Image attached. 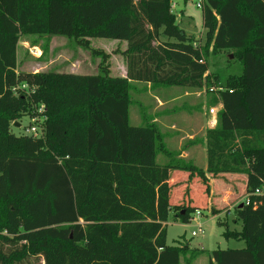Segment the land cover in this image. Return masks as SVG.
<instances>
[{
	"label": "trees",
	"instance_id": "1",
	"mask_svg": "<svg viewBox=\"0 0 264 264\" xmlns=\"http://www.w3.org/2000/svg\"><path fill=\"white\" fill-rule=\"evenodd\" d=\"M172 5L0 0V264L27 256L43 264H180L183 250L167 245L164 224L172 209L182 223L193 219L201 208L194 187L207 207L206 173L244 175L249 200L234 208L240 231L222 233L245 247L214 250L208 264H264V197L254 194L264 185V0H205L203 47L178 26ZM22 36L72 40L101 58L98 73L17 72ZM96 38L127 43L125 78L110 76L109 55L90 47ZM209 48L230 52L242 72L219 90L203 171L172 159L156 124L130 125L129 92L132 82L200 90ZM26 113L45 118L41 137L11 132ZM158 154L171 160L160 165ZM173 172L188 174L176 204Z\"/></svg>",
	"mask_w": 264,
	"mask_h": 264
},
{
	"label": "rangeland",
	"instance_id": "2",
	"mask_svg": "<svg viewBox=\"0 0 264 264\" xmlns=\"http://www.w3.org/2000/svg\"><path fill=\"white\" fill-rule=\"evenodd\" d=\"M199 1H202L203 7L205 0H188L186 3L183 0H172V11L176 15L178 26L191 37L193 43L203 47L206 44V30L203 28L202 23V7L198 8L196 6ZM159 40L168 41L164 36H161ZM118 42L121 41L102 38L90 40L91 49H100L109 55V71L110 73L112 72L110 74L112 77L122 76L119 66L125 64L126 61L121 55L123 47ZM44 46L46 47L45 53L43 51ZM17 61V72H56L66 74L75 71L80 75H95L98 73V65L101 58L94 57L90 49H82L74 41L65 37L22 36L18 43ZM205 62L207 63L208 71L204 75L205 81L200 90L173 86V90L165 89L158 92V89H149L144 82L132 83L129 92L131 99L129 107L130 125H144L140 115L152 113L155 102L153 96L155 95L158 97L162 96L161 100L170 101L165 107L158 109V113L163 111H165L164 114L195 112L196 115L198 114V116L202 117V120H204V117H210L209 109L216 107L219 103V90L224 87L228 78L237 77L241 74L242 65L230 52L212 53L211 48L208 50ZM184 91L189 92L190 95L184 96ZM198 92H202V94L200 96L191 94ZM40 111L42 110L39 107L38 112ZM203 114H205L204 117L202 116ZM15 121L11 126L13 134L16 136H31L30 127L35 126L39 130L38 133L41 132L40 128L43 129L45 118H32L26 113ZM17 124L18 126H16ZM162 159H164L162 155H157L156 163L161 164ZM233 187L239 189L241 185L233 184ZM193 191L196 203L201 206L200 215L192 213L191 217L193 219L189 223H182L174 219L173 212H170L168 220L164 224L167 233V245L183 250L180 256V264H208L209 254L214 250L243 247V242L225 239L222 236L226 228L230 231L240 230L239 223L236 225V222L233 221L235 218V206L230 208L227 213L225 212L215 217L211 214L208 206L202 207L204 206V200L201 198L198 188L194 187ZM192 232H195L196 235L192 236ZM6 247H3L4 251H6ZM15 264H43V260L39 256H27Z\"/></svg>",
	"mask_w": 264,
	"mask_h": 264
},
{
	"label": "crops",
	"instance_id": "3",
	"mask_svg": "<svg viewBox=\"0 0 264 264\" xmlns=\"http://www.w3.org/2000/svg\"><path fill=\"white\" fill-rule=\"evenodd\" d=\"M118 44H121L123 47L121 53L127 49V43L125 41L118 42ZM194 45L198 46L197 43H194ZM119 68L122 75L121 78H125L127 75L126 61L125 64H122L121 66H119ZM66 74L80 75L75 71ZM132 83H137V82H132ZM145 85H147L149 89H158L159 90L158 92L164 91L165 89L173 90L172 89L173 87H165L161 84H151L147 82ZM191 94L194 95L196 94L197 96H200L202 92L191 93ZM188 95H190V93L184 91V96H188ZM161 97L162 96L160 97L156 95L153 96L155 102L152 108V113L150 114L143 113L140 115L141 116L140 118H142L144 124L145 122L156 124L158 130L160 131L163 137V143L166 149L173 155L172 159L183 161L186 164H191L196 168L206 171L207 169L206 132L209 129L216 128L217 124L214 126L211 125L210 117H204L205 114H203L202 116L204 117L203 118L204 120H202V117L198 116V114L196 115L195 112L164 114L165 111H163L161 113H158L157 112L158 109H162L168 104V102H170L166 100H161ZM158 155L159 156L162 155L164 158L162 159L160 165L167 164L171 160V158L165 156L164 154H158ZM187 176L188 174L183 172L172 173L169 184L172 186V193L176 195L175 198H172L173 204L174 203L176 204L178 201L182 199L184 188L187 185L186 183ZM206 177L208 178L210 185V193L207 201V206L209 207L211 214H212V209L218 211L215 215L212 214L213 216L217 217L222 213L225 212L227 213V211H229L230 208H233V206L236 207L241 205L245 200L246 177L244 175L223 174L213 178L210 176V174L206 173ZM233 184L235 185L240 184L241 188L239 189L234 188ZM194 186H198L196 179H193L191 182V187L193 188ZM170 212H173L174 219H176L175 210L172 209ZM233 221L236 222V225L239 223L238 225H240V229H241L242 223L240 220L236 218V214ZM236 231H240V230H236ZM244 247L245 245L241 248H236V249H242Z\"/></svg>",
	"mask_w": 264,
	"mask_h": 264
},
{
	"label": "built area",
	"instance_id": "4",
	"mask_svg": "<svg viewBox=\"0 0 264 264\" xmlns=\"http://www.w3.org/2000/svg\"><path fill=\"white\" fill-rule=\"evenodd\" d=\"M196 6L198 8H201L202 7V1H199ZM21 89L25 90V89H27V86L26 85H22ZM13 90L16 91L17 88H14ZM221 108H222V104L218 103V105L216 107H212V108L209 109L211 125L214 126V125H216L218 123V117L217 116H218V113H219ZM41 110H42V108H41ZM40 129H41V132L38 133V131H39L38 128L33 126V127H30L29 132H30L32 137L38 138V137H41L43 135V132H44L42 128H40ZM254 194L257 195V196H263L264 197V185L261 188L257 189L254 192ZM243 202H245V204L248 205L249 204L248 198L246 197ZM195 213H197V215H200L199 211H196ZM195 235H196V233L192 232V236H195Z\"/></svg>",
	"mask_w": 264,
	"mask_h": 264
},
{
	"label": "water",
	"instance_id": "5",
	"mask_svg": "<svg viewBox=\"0 0 264 264\" xmlns=\"http://www.w3.org/2000/svg\"><path fill=\"white\" fill-rule=\"evenodd\" d=\"M16 126H18V124ZM242 206H243L242 204L239 205V208H242ZM181 214H183V211L181 212Z\"/></svg>",
	"mask_w": 264,
	"mask_h": 264
}]
</instances>
